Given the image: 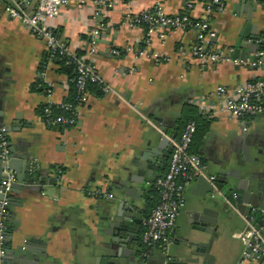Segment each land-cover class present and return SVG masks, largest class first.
Wrapping results in <instances>:
<instances>
[{"label":"crops","instance_id":"crops-1","mask_svg":"<svg viewBox=\"0 0 264 264\" xmlns=\"http://www.w3.org/2000/svg\"><path fill=\"white\" fill-rule=\"evenodd\" d=\"M11 1L0 0V140L4 136L8 147L26 155L37 167V179L45 183L39 191L35 185L26 187L24 178L23 188L8 196L6 251L25 250L42 264H96L98 245L115 237L113 231L97 229L101 212L96 207L120 199L126 188L141 189L140 216L127 218L137 222L132 221L134 235L128 245L143 250V220L157 201L154 182L166 171L172 143L191 116L198 117V130L190 151L201 157L206 181L197 176L187 184L173 235L177 240L182 231L193 230L199 241H208L210 234L195 229L200 222L193 205L203 197L221 201L215 189L208 191L210 177L225 171L241 186L264 179V165L258 162H264V115L236 119L221 109L218 94L219 87L232 90L263 77L264 58L259 65L224 60L201 66L187 51L196 30L169 28L162 39L125 22L128 13L147 9L155 0H122L98 14L97 0H69L50 21L54 33L71 51L87 56L109 91L88 87V100L78 107L72 126L49 125L43 120V105L70 97L72 79L57 58L45 62L43 40L4 11ZM160 2L167 15L186 11L184 0ZM32 4L23 6L30 9ZM203 10L204 1L198 0L189 13L201 16ZM209 21L215 49L232 53L239 42L242 55L236 58L256 60L264 43V1L223 0ZM93 27L101 31L90 52ZM181 45L185 51L179 50ZM41 85L51 87L50 96ZM155 135L164 137L162 148L150 142ZM234 191L236 198L240 190ZM257 201V207L246 204V216L222 201L232 223L220 221L211 247L213 264H239L243 245L236 233L256 226L254 221L259 225L264 195ZM173 248L174 243L169 254ZM146 249L150 264L159 263L160 251Z\"/></svg>","mask_w":264,"mask_h":264},{"label":"built area","instance_id":"built-area-1","mask_svg":"<svg viewBox=\"0 0 264 264\" xmlns=\"http://www.w3.org/2000/svg\"><path fill=\"white\" fill-rule=\"evenodd\" d=\"M85 2L86 0H79ZM122 0H97L96 14L102 9L110 8ZM130 2L133 0H123ZM198 0H184L186 11L181 14L167 15L164 12L160 0L136 13H128L125 22L129 26L146 24V35L157 34L160 38L165 37V31L169 28L180 30H196L197 35L187 47L188 53L202 65L208 62L232 61L235 65H259L261 58H264V51L258 50L256 60L250 58L232 59L229 55L231 49H215L210 43L214 31L210 27L209 16L217 8L222 9L223 0H203L204 10L201 16H193L189 11ZM264 1V0H256ZM69 0H12L5 5L4 11L11 17L21 21L23 26L30 32L41 38L45 44V62L54 58L63 59L65 65H73L74 96L72 100H61L58 102L47 100L43 105V120L54 126L70 127L74 124L78 107L85 103L89 97L88 83L99 84L102 91H109V87L96 74L95 66L88 60L87 56L75 55L54 33L51 20L56 17L62 6ZM33 3L30 9L24 4ZM101 29L93 27L90 30L91 41L89 51L93 52L97 45ZM180 51H185L183 45L179 46ZM42 86V85H41ZM45 93L50 96L51 87L45 86ZM218 94L222 99L221 109L236 119H247L255 115H264V76L252 81L243 82L232 90L219 87ZM197 122L194 119H187L178 135L173 141L166 171L156 178L154 187L157 191V201L150 209L143 220V228L140 235L141 243L147 248H156L162 254H168V250L174 243L173 235L176 219L185 202V188L195 177L202 175L203 162L201 157L190 151ZM8 157V142L3 136L0 140V158L5 160ZM32 168L33 163L30 162ZM3 175L6 179L0 178V193L3 198L0 200V264H3L5 249L4 223L6 205L8 203V191L11 188L15 175L11 170L4 169ZM214 176L210 179L214 180ZM107 197L112 195L106 194ZM264 210L262 211V222L258 226H248L236 233L243 245L242 261L249 260L257 262L264 257Z\"/></svg>","mask_w":264,"mask_h":264},{"label":"water","instance_id":"water-1","mask_svg":"<svg viewBox=\"0 0 264 264\" xmlns=\"http://www.w3.org/2000/svg\"><path fill=\"white\" fill-rule=\"evenodd\" d=\"M250 1L251 0H247V3ZM240 47V43L237 42L235 44V49L231 53L232 59L236 58L238 55H242L239 53ZM254 58L257 57L255 56ZM151 141L156 142L158 148H162L165 143L164 137L158 135L151 137L150 142ZM27 158L26 155L17 153L14 147H8V157L5 160L0 158V178L6 179V175L2 174L4 169L12 170L15 173V180L8 191V196L11 193L19 192L23 188L22 183L24 178L28 181L25 183L26 187L35 185L37 189L41 191L42 185H44L45 182L43 179H37V167L33 164L31 168ZM258 162L261 163L262 166L264 165L263 161ZM227 175L233 174L220 171L219 175L209 182L208 191L215 189L220 195L221 201H219V199L211 200L203 197L193 205L194 217L200 222V225L195 229L210 234L208 241H199L193 230H184L180 233L179 239H175L172 252L166 255L161 254L162 258L160 262L154 264L214 263L215 257L211 254V247L220 221H232L229 210L221 205L222 201H228L232 206L236 207L241 214L246 216L248 212L246 204H250V208L257 207L258 198L264 195V179L260 178L258 182H245L241 186L235 184L230 178H227ZM197 179L200 182L206 181L204 175L198 176ZM235 189L240 190L236 198H234ZM140 191L141 189L139 188H126L120 196V199L113 197L104 202H100L96 207L95 212H101L98 216L99 221L96 223L97 229L104 230L105 232L109 230L113 231L115 236L112 238V243H101L98 245V252H100L101 255L100 257H96V264H150L146 258L147 255L143 253L140 246L133 249L128 245V243L131 242V237L134 235L130 231L132 219H134V217L138 218L140 216L139 212H141V208L138 205V202L141 200L139 196ZM2 198L3 194L0 193V200ZM258 216H260V214H258ZM254 222V224L258 226L256 221ZM261 222L262 219L259 221V225ZM133 223L137 222L134 220ZM6 239H8V234L7 238L5 235V240ZM116 242H118L117 245L113 244ZM119 247L124 249L121 250ZM125 249L128 251H125ZM24 251H6L3 264H42L40 259L28 255L24 253Z\"/></svg>","mask_w":264,"mask_h":264},{"label":"trees","instance_id":"trees-1","mask_svg":"<svg viewBox=\"0 0 264 264\" xmlns=\"http://www.w3.org/2000/svg\"><path fill=\"white\" fill-rule=\"evenodd\" d=\"M142 27H143V30L146 31V24H142ZM260 48H261V50L264 51V43H263V45H262ZM79 54H80V53L75 52V55H79ZM57 60L59 61L60 64H62V68H63L64 72L67 73V74L69 75L70 79H72L73 76H74V74H75L73 65H65L63 59H60V58H57ZM92 86L96 87V89H98L99 91H101V89H100V87H99V84H97V83H95V82H89V83H88V87L90 88V87H92ZM41 87H42L43 89L46 88V87H44V86H41ZM71 91H72V94H71L70 97H68L66 100H72V99H73L74 92H75V91H74L73 83H71ZM189 119H194V120L198 123V117H197V116H191ZM197 130H198V126H197ZM195 134H196V133H195ZM153 195H156V196L158 197V195H157V191H156V190H154ZM153 206H154V205H152V207H153ZM148 213H149V211L147 212V214H148ZM147 214H146V215H147Z\"/></svg>","mask_w":264,"mask_h":264},{"label":"flooded vegetation","instance_id":"flooded-vegetation-1","mask_svg":"<svg viewBox=\"0 0 264 264\" xmlns=\"http://www.w3.org/2000/svg\"><path fill=\"white\" fill-rule=\"evenodd\" d=\"M142 245H143V244H142ZM143 246H144V245H143ZM146 248H147V247H145V246H144V248H143V253H144V254H146V252H147V251H146V250H147ZM160 253H161V252H160ZM161 254H162V253H161ZM162 255H163V254H162Z\"/></svg>","mask_w":264,"mask_h":264},{"label":"rangeland","instance_id":"rangeland-1","mask_svg":"<svg viewBox=\"0 0 264 264\" xmlns=\"http://www.w3.org/2000/svg\"><path fill=\"white\" fill-rule=\"evenodd\" d=\"M195 137V136H194ZM194 140V139H193Z\"/></svg>","mask_w":264,"mask_h":264}]
</instances>
